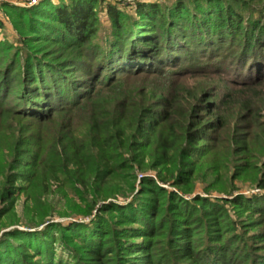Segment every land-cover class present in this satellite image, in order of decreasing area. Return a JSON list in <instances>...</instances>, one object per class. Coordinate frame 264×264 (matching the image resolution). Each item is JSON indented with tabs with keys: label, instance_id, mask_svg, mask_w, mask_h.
Wrapping results in <instances>:
<instances>
[{
	"label": "trees",
	"instance_id": "trees-1",
	"mask_svg": "<svg viewBox=\"0 0 264 264\" xmlns=\"http://www.w3.org/2000/svg\"><path fill=\"white\" fill-rule=\"evenodd\" d=\"M0 7V264H264V0Z\"/></svg>",
	"mask_w": 264,
	"mask_h": 264
},
{
	"label": "rangeland",
	"instance_id": "rangeland-1",
	"mask_svg": "<svg viewBox=\"0 0 264 264\" xmlns=\"http://www.w3.org/2000/svg\"><path fill=\"white\" fill-rule=\"evenodd\" d=\"M40 1L42 0H38L35 4H38ZM54 3H58L59 0H51ZM107 2H117L121 5H123V3H129L131 10L133 11V9L135 8L136 4L138 1H152V0H106ZM28 0H0V4L3 3H8L9 5H13V6H18V7H31L33 5L28 3ZM0 19L2 20L4 27L3 29H0V40H4V39H8L9 41H13L14 43L18 40L19 38V33H18V29L17 27H22V24L20 22L19 19H17V17L14 14H11L9 11H7L5 8L0 7ZM105 19V18H104ZM214 150H217V146L214 145ZM232 173H233V169ZM153 174L155 172H152ZM230 174V176H232L233 174ZM205 181H203L202 179L198 180L197 183V188H196V192L197 193H206L205 191ZM237 190H235L238 193H244L247 195H251L252 193H256V192H262V189L258 188L254 183H251V181H244V180H236L235 181ZM212 195L213 197H227V195H223V193L219 192L218 190H213L212 191ZM52 199L54 198L55 201L54 206L55 208H62V204H60L61 202V196L58 193H54L51 197ZM121 201L126 202L128 199H124V198H120ZM25 198L24 196L21 197L20 201L18 202L17 205V211L19 213V215L24 219L27 220L25 217ZM228 208L230 210L231 215L237 219L239 217L243 218V220H245L247 218V215H239L236 213V209L232 208L230 205H228ZM55 218L56 219H62L61 216H59L58 213H55ZM71 218H63L64 221L68 222ZM241 228V227H240ZM58 253L63 255H67L65 252H62V247L58 246Z\"/></svg>",
	"mask_w": 264,
	"mask_h": 264
},
{
	"label": "built area",
	"instance_id": "built-area-1",
	"mask_svg": "<svg viewBox=\"0 0 264 264\" xmlns=\"http://www.w3.org/2000/svg\"><path fill=\"white\" fill-rule=\"evenodd\" d=\"M29 2V4H31V5H33V4H35L38 0H28Z\"/></svg>",
	"mask_w": 264,
	"mask_h": 264
}]
</instances>
